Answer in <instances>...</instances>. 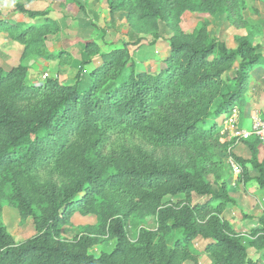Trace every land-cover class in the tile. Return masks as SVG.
Instances as JSON below:
<instances>
[{"label": "trees", "instance_id": "obj_1", "mask_svg": "<svg viewBox=\"0 0 264 264\" xmlns=\"http://www.w3.org/2000/svg\"><path fill=\"white\" fill-rule=\"evenodd\" d=\"M71 2L84 11L81 0ZM106 3L111 14L126 13L128 40L97 53L100 63L88 73V43L69 82L49 77L32 85L26 66L5 71L0 65V202L31 216L35 228L14 243L0 204V264H183L203 254L212 264H264V253L251 258L224 217L236 199L214 149L228 151L233 140L213 118L241 109L252 72L264 70V43L240 36L228 48L209 38L207 20L190 33L179 27L184 12H201L224 14L230 26L248 29L244 0ZM14 9L32 21L6 19L0 11V32L23 46L21 56L28 51L50 58L44 43L60 23L49 11L19 1ZM159 22L171 32L164 38L168 50L158 69L148 72L129 47H140L141 33L151 31L147 42L154 45ZM113 134L136 135L143 143L107 148ZM243 141L248 157L228 151L241 167L239 181H253L264 191L260 143ZM208 173L215 174L216 188L204 179ZM76 212L94 215L95 223L70 239L61 237L60 225ZM145 217L151 226L139 225ZM242 219L257 237L259 253L264 213L244 212ZM106 240L112 241L109 251L89 252Z\"/></svg>", "mask_w": 264, "mask_h": 264}, {"label": "rangeland", "instance_id": "obj_2", "mask_svg": "<svg viewBox=\"0 0 264 264\" xmlns=\"http://www.w3.org/2000/svg\"><path fill=\"white\" fill-rule=\"evenodd\" d=\"M22 2L26 7L34 10H47L49 11L51 19L60 20L62 24L67 26L65 31H59L57 34H49L46 36L44 43V51L51 53L50 58L45 59L40 55L23 52V46L18 43L15 44L16 48L12 47L5 32H0V65L7 71L12 66L24 65L27 67L26 81L32 85H40L49 77H57L61 82L71 81L77 68L78 61L80 59V53L83 50V46L88 43L90 54L93 56L92 61L96 66L100 63L97 59V53H102L110 50L115 46L121 45V41L128 40L129 24L126 21H117L113 23L111 16H107L106 13H110L106 0H81L90 9V12H99L101 18L95 19L94 22L86 28L77 27L76 18L73 20L71 14L78 12V6L71 2V0H0V11L2 16L6 19L14 20H26L31 22L32 20L23 16L17 12L14 7L16 2ZM65 2V3H64ZM245 9L243 10V16L250 28H235L229 25L224 14H208L201 12H184L181 15L179 27L185 32L190 33L197 22L202 20L208 21V34L209 38L217 37L222 40L228 48H234L236 46L235 38L240 36H247L254 42L264 43V1L263 0H244ZM106 12V13H105ZM111 14V13H110ZM64 15V16H63ZM103 18V19H102ZM110 18L108 21L107 19ZM114 18V17H113ZM106 20V21H105ZM115 20V18H114ZM121 22V23H119ZM78 28V29H77ZM157 33L161 40H158L155 45L144 46L147 53L146 58H141L142 49L139 54L135 53V47L130 46L129 52L133 53V59L137 66L146 69L147 71H153L158 69V65L155 60H159L163 55L164 38L170 35V30L166 26L159 22L157 27ZM154 32L141 33L143 40L150 41ZM6 41V42H5ZM113 41V42H111ZM16 42V41H15ZM156 48V50H155ZM16 54L17 57L14 55ZM93 67H85V72L91 70ZM47 74L44 79L43 75ZM233 75L231 70L228 73V77ZM237 123L234 126L236 128H246L250 122L252 114H258L264 117V81L258 90L248 91L245 94V101L241 105V109H237ZM229 115V113H228ZM228 115L222 120V116L213 117L217 124H222L221 132L227 133V140H233L229 149L236 155L242 157H248L249 152L244 141L230 138L229 130H224V121ZM134 143H143L136 135H117L110 136L107 148H118L120 145H128ZM228 151L220 149H214L216 156L222 161L221 171L226 172L225 179L228 182V192L236 199V205L228 206L224 212V217L234 228L238 234L241 243L246 247L251 258H256L258 255L264 253V249L257 253L255 251L257 245V237H253L249 234L245 221L242 219V213H247L253 216H260L264 213V191L259 190L253 181L245 182L239 181L240 173L235 177L232 168L230 167V160L233 158L229 155ZM264 152H261L259 158L262 160ZM240 166V165H239ZM250 174H254L253 171ZM204 179L214 185L215 174H204ZM216 188V187H215ZM1 204V220L6 226L14 243L24 241L35 233L33 226V220L31 216L21 217L18 210L14 205L6 200H2ZM152 219L145 217L140 219L141 226H151ZM96 218L94 215H81L79 213L72 214L68 221L62 223L59 227L60 236L70 239L73 235L80 233L83 226L88 224H94ZM135 223L133 220H131ZM133 228V227H132ZM134 229V228H133ZM112 248V241L106 240L100 244L95 245L89 249V252L93 255H97L101 250L109 251ZM213 259L209 254L200 255L198 262L193 263L185 261L183 264H212Z\"/></svg>", "mask_w": 264, "mask_h": 264}, {"label": "crops", "instance_id": "obj_3", "mask_svg": "<svg viewBox=\"0 0 264 264\" xmlns=\"http://www.w3.org/2000/svg\"><path fill=\"white\" fill-rule=\"evenodd\" d=\"M84 1V0H83ZM83 5H84V11H78V12H75L74 14H71V18H73V20L76 18V21H77V27H79V28H86V27H88L90 24H91V21L90 20H92V22H94V20L97 18H101L102 16H104V15H99V12H90V9L91 8H88V6L86 5V4H84L83 3ZM106 13V12H105ZM106 15L108 16H111L112 17V21H113V23H116L117 21H120V19H118V17H120L122 20V22L123 21H126V13L124 12V11H118V12H114V13H112V14H108V13H106ZM64 16V15H63ZM101 16V17H100ZM115 18V20H114V18ZM103 19V18H102ZM110 18H108L107 19V21L109 20ZM57 20V19H56ZM117 20V21H116ZM59 23H60V26H61V28H60V31L62 32V31H65V30H68V29H66L67 28V26H65L64 24H62L61 22H60V20H57ZM106 21V20H105ZM119 23H121V22H119ZM78 29V28H77ZM168 29V28H167ZM169 30V29H168ZM10 40V39H9ZM158 40H161V39H158ZM157 40V41H158ZM156 41V42H157ZM6 42V41H5ZM10 42H12V47H14V49L16 48V46H15V44H17L18 45V43L17 42H15V41H12V40H10ZM111 42H113V41H111ZM155 42V43H156ZM163 42H164V46H163V55L161 56V58L166 54V52H167V50H168V48H167V46H166V44H165V40H163ZM155 43H154V45H155ZM149 45V43L147 42V41H142L141 42V45H140V47H137L135 50H134V52L135 53H137V54H139V52H140V49H142L144 52H142V54H141V58H143V59H145L146 57L145 56H147V53H146V51H145V48H144V46H148ZM17 49V48H16ZM155 50H156V48H155ZM15 57H17L16 56V54L14 55ZM160 58V59H161ZM156 62V64L158 65L157 67H159V65H160V61L159 60H155ZM95 63H90V64H88L87 66H86V68L88 67V66H92L93 67V65H94ZM140 68H142V67H140ZM142 69H144V68H142ZM144 70H146V69H144ZM147 71V70H146ZM153 71H155V69L153 70ZM87 73L89 72V70L88 71H86ZM149 72V71H148ZM151 72V71H150ZM262 81H264V70L263 69H255L253 72H252V74H251V78H250V85H249V88H248V90H247V92L248 91H251V90H254V91H256V90H258L259 89V87H260V85H261V82ZM65 82H69V81H65ZM246 92V93H247ZM261 152H264V146L263 145H259L258 146V158H259V156H260V154H261ZM263 158H264V154H263ZM262 158V159H263ZM260 159V158H259ZM261 160V159H260ZM252 175V174H251Z\"/></svg>", "mask_w": 264, "mask_h": 264}, {"label": "built area", "instance_id": "obj_4", "mask_svg": "<svg viewBox=\"0 0 264 264\" xmlns=\"http://www.w3.org/2000/svg\"><path fill=\"white\" fill-rule=\"evenodd\" d=\"M47 74L43 75L45 79ZM238 108L232 107L227 119L224 121V130H229L230 138L237 140H248L250 138H255L259 141L261 145L264 146V117L258 114H252L250 117V122L246 128H236L234 129L235 124L237 123L236 117L238 113ZM230 167L232 168L233 174L238 176L240 173V166L234 160H230Z\"/></svg>", "mask_w": 264, "mask_h": 264}]
</instances>
